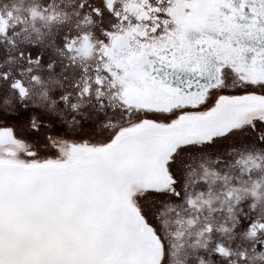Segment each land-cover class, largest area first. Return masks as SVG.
Instances as JSON below:
<instances>
[{
  "label": "snow or ice",
  "instance_id": "obj_1",
  "mask_svg": "<svg viewBox=\"0 0 264 264\" xmlns=\"http://www.w3.org/2000/svg\"><path fill=\"white\" fill-rule=\"evenodd\" d=\"M0 264H264V0H0Z\"/></svg>",
  "mask_w": 264,
  "mask_h": 264
}]
</instances>
